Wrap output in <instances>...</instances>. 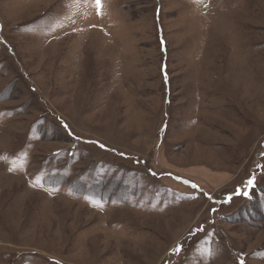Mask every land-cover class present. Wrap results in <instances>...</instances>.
<instances>
[{"label": "rangeland", "instance_id": "1", "mask_svg": "<svg viewBox=\"0 0 264 264\" xmlns=\"http://www.w3.org/2000/svg\"><path fill=\"white\" fill-rule=\"evenodd\" d=\"M0 264H264V0H0Z\"/></svg>", "mask_w": 264, "mask_h": 264}, {"label": "snow or ice", "instance_id": "2", "mask_svg": "<svg viewBox=\"0 0 264 264\" xmlns=\"http://www.w3.org/2000/svg\"><path fill=\"white\" fill-rule=\"evenodd\" d=\"M95 2H96L97 7H99L100 6V3H101V0H95ZM65 127H66V125H65ZM100 147L103 148L105 146L104 145H100ZM247 183H248V186L251 187L254 184V180L253 179H249ZM238 194L243 195V196H246V197L249 195V193L247 191L240 192ZM178 250L179 249H177V251Z\"/></svg>", "mask_w": 264, "mask_h": 264}]
</instances>
